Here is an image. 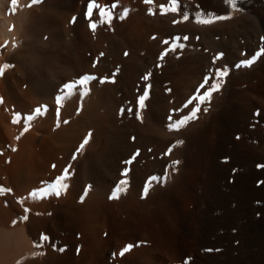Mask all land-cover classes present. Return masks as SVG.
Returning <instances> with one entry per match:
<instances>
[{
    "label": "bare ground",
    "instance_id": "bare-ground-1",
    "mask_svg": "<svg viewBox=\"0 0 264 264\" xmlns=\"http://www.w3.org/2000/svg\"><path fill=\"white\" fill-rule=\"evenodd\" d=\"M96 2L117 4L111 23L96 9L88 17L90 0H0V67L12 65L0 76V187L11 189L0 194V264H264V57L235 67L261 46L264 0H238L243 11L209 25L197 12L230 11L222 0H181L165 15L169 0ZM177 36L189 39L158 59ZM224 66L197 118L170 131L209 69ZM86 74L97 77L87 95L80 85L68 95L64 85ZM66 167L67 190L41 198ZM165 175L143 195L149 177ZM121 179L126 192L110 199Z\"/></svg>",
    "mask_w": 264,
    "mask_h": 264
},
{
    "label": "snow or ice",
    "instance_id": "snow-or-ice-1",
    "mask_svg": "<svg viewBox=\"0 0 264 264\" xmlns=\"http://www.w3.org/2000/svg\"><path fill=\"white\" fill-rule=\"evenodd\" d=\"M39 2H40V0H32L33 4H36ZM144 2L146 4H153L154 0H144ZM222 2L229 7L230 11H228L224 14L197 12L196 22L199 24L209 25V24H213V23L218 22V21L229 20L232 18L233 13L243 11L242 8L238 7V0H222ZM15 3H16V0H13V4H15ZM87 8H88L87 15L89 18L92 17L93 10L96 9L99 11V15L102 18L100 21L101 23H111V21L113 19L112 12H113V9L117 8V4L112 3L110 6H101L100 4H98L96 2V0H90V3L88 4ZM159 8H160V14L161 15H165L168 13L178 14L181 12L182 3H181V0H169V2L167 4H161L159 6ZM149 14L155 15V11L152 8H150ZM127 15H128V10L125 9L120 14L119 18L124 19ZM204 16H207L208 18H202ZM189 19H190V16L185 11L182 15V18L179 20H173V23L177 24V23L188 21ZM90 28L93 30V32H95V29L97 28V23L92 22L90 24ZM153 38H155V37H153ZM187 39H189V37H187V36H183V37L177 36V37L172 38L171 44L169 43L168 40L162 41V43L169 45V47L165 50V52L160 54L158 59H163L165 56L168 55L169 51H176L177 48L183 47V44H181L180 41L181 40H187ZM261 41H262V43H261V46L259 47V49L257 51H255L250 56V58L240 60V62L235 65L236 68L251 67L258 59H260L261 57H264V37H261ZM101 55H103V53H101ZM125 55H127V53H125ZM224 55L225 54L223 52L218 53L217 55H215L213 57L212 63L215 65L218 60H221L224 57ZM242 55H247V53H242ZM93 66L95 67V64ZM11 67H12V65H9V64H4L2 67H0V76H3L5 70L9 69ZM157 67H160V65L158 64ZM229 71L230 70H229L228 66H224L223 68L217 67L214 69H209V74L207 76H205L203 82L200 85V88L205 89L203 94L200 93L199 89L197 90L196 94L194 96H192L184 105V107H187L188 104H192L193 101H196V103L194 104L189 115L183 116L179 120L170 123L168 125L169 130L170 131H172V130L179 131L189 121L195 120L197 118V113L200 111V106L206 102H210L211 98L213 96V93L218 92L221 89L225 78L229 75ZM151 75H152L151 72L146 73L142 77V79L145 81H148L150 79ZM96 79H97V77L86 74V75L82 76L77 81L65 84L64 88L68 90L67 94L71 95L72 91L74 89H76L77 85H80V86H83L85 89L82 94L87 95V85L89 84L90 81H93ZM209 81H212V82L209 83ZM99 82L100 83L115 82V74H113L111 81H109L108 77H103V78H99ZM150 88H151V85H146L143 94L137 98V118L138 119H141V120L143 119L142 116L139 115V112L142 111L143 109H145V107H146V101L149 99V89ZM167 91H171V90L167 89ZM63 98H64L63 96H58L57 97V103H59ZM0 103H3V98H0ZM42 107L46 108V106H42ZM121 111L123 112L124 110L121 109ZM128 111L131 112L132 109L129 108ZM173 111H180V109H174ZM204 111L206 112V111H208V109L204 108ZM35 113L37 115L41 114V108H36ZM257 115H259V113H257ZM32 118L33 117L31 115H29L27 117L28 120H31ZM169 119H171V117ZM65 123H67V121H65ZM25 131H27V129H25ZM90 137H91V133H89L88 136L85 137L84 141L80 145V148L78 149V152L82 151L84 149L85 145L89 142ZM18 138L19 137H17V139ZM176 144L177 145L183 144V141H177ZM175 146L176 145H173L172 147H175ZM13 150H15V149H13ZM170 153H171V147L169 149L168 154H170ZM139 154H140V151L137 150L128 161H125V163L131 164L136 159V157L139 156ZM73 158L75 159V156ZM178 164H179V161H173L169 167L175 168V166ZM53 167H55V165H53ZM69 167H66L64 169V171L62 172V174L60 176H57L55 178L54 182L48 184L46 188L38 190L41 198L47 197L50 195H55L58 197L62 194V191L67 190L68 185L66 183H63V182L69 178ZM128 171H129L128 169H125L122 172V176L127 177ZM167 178H168L167 175H165L164 177H159V176L149 177L147 182H146V187L144 188L143 195L147 196L149 188L151 187L153 182L160 183V182L166 180ZM127 185H128V180L127 179H121L119 181L118 185L116 186V188H115L112 196L110 197V199L119 198V195L121 193L126 192ZM10 191H11V189H5L3 187H0V194H3L5 192H10ZM30 195L35 198L37 196V191H33L32 193H30ZM26 211H28V210L26 209ZM24 219H27V217H24ZM49 239L50 238L46 234L41 235L42 241H49ZM40 246H42V245L37 244V247H40ZM132 247H133V245L125 246L123 248V250L121 251L120 255H124V253H127ZM59 250L64 251L65 249L60 248Z\"/></svg>",
    "mask_w": 264,
    "mask_h": 264
}]
</instances>
